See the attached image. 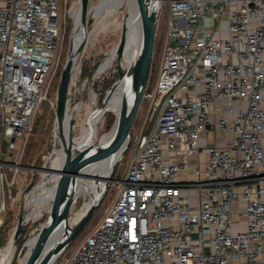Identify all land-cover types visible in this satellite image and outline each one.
Masks as SVG:
<instances>
[{
    "label": "built area",
    "instance_id": "built-area-1",
    "mask_svg": "<svg viewBox=\"0 0 264 264\" xmlns=\"http://www.w3.org/2000/svg\"><path fill=\"white\" fill-rule=\"evenodd\" d=\"M61 4L0 0V216L60 59ZM164 13L150 126L61 264H264V0H157V31Z\"/></svg>",
    "mask_w": 264,
    "mask_h": 264
},
{
    "label": "rangeland",
    "instance_id": "rangeland-1",
    "mask_svg": "<svg viewBox=\"0 0 264 264\" xmlns=\"http://www.w3.org/2000/svg\"><path fill=\"white\" fill-rule=\"evenodd\" d=\"M126 0H85L84 6L78 8L77 17H74V9L77 0H62L60 17L62 19L60 38V59L57 69L52 76L47 97L35 110L32 119V132L23 142L20 150L19 165L21 168L14 176L7 175V182L3 189L4 210L0 216V235L2 245L0 250L7 245L11 235L14 233L19 218L23 220L22 235H26L27 242L37 235L42 226L49 221L50 213L43 211L36 214L34 218L24 221L26 216L36 205L32 202L43 188L54 183L53 175L46 171L50 167L48 160L58 144L55 140L56 113L58 111L57 88L62 65L69 50L72 39L74 18L77 21V35L80 36V44L76 54L73 76L68 86L67 114L74 119L71 129V138L78 136L83 123H87L89 115L102 108L107 102V93L112 89L127 72L126 66L118 61L114 62L103 74H97V69L107 58L119 56L128 58L119 45L121 19L124 14ZM73 3V4H72ZM159 31L155 28L152 46V59L148 82L152 84L157 76V67L160 61L161 51L164 45V22L166 14L162 16ZM90 20L87 27L84 24ZM122 76L120 77V75ZM120 77V78H119ZM140 107L134 118L130 131L129 143L123 157L118 161L112 174V182L101 201L100 206L94 212L91 219L80 232V234L67 247L55 264H61L70 256L72 251L91 230L103 219L105 211L111 205L118 190V184L122 180L130 157L133 154L134 138L143 126L149 128L145 123L148 102L141 101ZM119 111L110 109L104 113V118L99 123L92 145L95 147L101 142L100 138L109 130L114 118ZM76 153L77 168L82 167L83 151L79 148ZM80 163V164H79ZM44 167V168H43ZM25 168H30L25 170ZM43 168V169H42ZM87 195H80L75 202L69 205L68 218L71 220L88 201ZM27 203V204H26ZM32 209V210H31ZM43 215V216H41ZM73 216V217H72ZM43 224V225H42ZM16 250V246H14ZM24 250V251H23ZM34 250L31 249L29 254ZM26 248L18 252L17 259L26 255ZM28 254V255H29Z\"/></svg>",
    "mask_w": 264,
    "mask_h": 264
},
{
    "label": "bare ground",
    "instance_id": "bare-ground-1",
    "mask_svg": "<svg viewBox=\"0 0 264 264\" xmlns=\"http://www.w3.org/2000/svg\"><path fill=\"white\" fill-rule=\"evenodd\" d=\"M126 1L127 2L125 5L128 6H130V4L133 2L132 0ZM154 10L155 8L151 4L144 10L142 14H140L138 19L135 18L133 13H129L127 22L129 31L127 34L126 46L123 51L127 54L128 58L121 56L117 58H107L97 69V74H103L114 62L118 61L128 68L126 75L112 89L108 91L106 104L102 108L92 112L89 115L87 123L82 124L79 131L80 134H78L77 137L71 138L70 136V139H67L66 120L68 116H66V114H64L62 111L58 113L55 127V140L58 144V148H55L52 151V154L48 160L50 167L46 169L47 172L53 175L54 183L51 186L43 188L35 200H33L32 204L36 205V212L33 210L30 214H28V216H26L24 221L34 218L39 212L46 211L51 214L55 207L59 192L65 182H68L66 200H69L72 203L75 202L80 195H87L89 197L88 201L83 204L81 209L74 215V218L69 221H77V219H79L89 208L92 202H95L94 200L98 195L97 193L102 187V184L107 181L108 172L111 169L110 166L115 162L125 137L114 145V148L110 150L111 152L108 153V156L105 160L96 164H89L88 159L94 151V147L92 145L94 135H96L95 132L99 123H103L101 120L104 118V113L110 109L120 112L124 104L130 99L132 95L134 79L130 72L129 61L137 49L138 42H145L148 40L149 35L147 25ZM77 14L78 9L76 4L73 16L77 17ZM77 21L78 20L75 19L73 28V50L78 48L80 44V36L77 35L76 31ZM119 112L115 117L118 116ZM113 131L114 130H112V132L107 136L101 138V142L109 139L111 135H113ZM63 140L68 145V152L64 162V152L62 149H60ZM79 148L84 152L81 168H77L76 164V153L79 151ZM46 230L47 224H44L40 230V233L37 236L35 235V238L29 240L27 244H25V248L27 250L26 255L22 259L17 260L15 264L25 263L29 251L39 245L43 236L45 235ZM14 254L15 248L12 234L7 245L4 247V249L0 250V264H12Z\"/></svg>",
    "mask_w": 264,
    "mask_h": 264
},
{
    "label": "water",
    "instance_id": "water-1",
    "mask_svg": "<svg viewBox=\"0 0 264 264\" xmlns=\"http://www.w3.org/2000/svg\"><path fill=\"white\" fill-rule=\"evenodd\" d=\"M132 4L130 6L125 5L124 14L121 19L120 26V39L119 45L121 50L124 51L127 41V34L129 31V26L127 25L129 13H133L136 19L144 12V10L152 4L155 8V4L157 0H132ZM85 0H78V8H82L84 6ZM148 22V40L143 42L139 41L137 45V49L135 50L133 56L129 61V68L134 79L133 84V92L130 99L124 104L122 109L120 110L118 116L114 118V122L109 128V130L101 137H105L113 131V135L109 139L104 142H99V144L95 147L91 156L88 159L89 164H96L103 160H105L108 156L110 150L114 148V145L119 142L121 139L125 137L123 144L120 147V151L117 155V158L113 164L110 166V170L108 172L107 181L102 184L98 195L95 198V202L89 206V208L84 212V214L77 219V221H69L68 218V210L70 201L66 200V191L68 187V182L62 186L59 195L57 197V201L55 203V207L50 214L49 221L47 224V230L45 235L43 236L39 245L33 248V252L30 253L24 264H55L59 259V256L63 254V252L67 249V247L72 243V241L80 234V232L87 225L89 220L91 219L94 212L98 209L103 200L108 187L112 182V174L114 172V168L118 161L123 157L126 148L129 143L130 131L134 122V118L136 113L142 103V97L144 90L146 88L150 67H151V59H152V46H153V38L155 34V10L152 12ZM75 21V18H74ZM90 23L88 20L84 27H87ZM74 28V26H73ZM72 37H73V29H72ZM79 48V47H78ZM78 48L73 50L72 47V39L71 44L69 46V50L65 57L64 63L61 68L60 77H59V85L57 88V97H58V111L56 113V119L59 112H63L68 116L67 111L68 107L66 105L67 98L66 93L68 86L70 84L72 73L74 70L76 54ZM122 74L120 75V77ZM119 77V78H120ZM74 125V119L67 117L66 120V131H67V139H70L71 129ZM100 138V140H101ZM60 149L64 152L63 162L66 159L68 152V145L62 141V145ZM84 154V152H83ZM84 157V156H83ZM82 161V160H81ZM76 164H78L76 162ZM80 164V163H79ZM43 169V168H42ZM23 220L19 218L17 225L15 227L13 233V241L14 246H16L14 258L12 264H15L17 259L18 252L25 247V239L26 235H22L23 230ZM40 233V232H39ZM38 233V234H39ZM37 234V235H38ZM36 235V236H37ZM35 236V237H36ZM34 237V238H35Z\"/></svg>",
    "mask_w": 264,
    "mask_h": 264
},
{
    "label": "crops",
    "instance_id": "crops-1",
    "mask_svg": "<svg viewBox=\"0 0 264 264\" xmlns=\"http://www.w3.org/2000/svg\"><path fill=\"white\" fill-rule=\"evenodd\" d=\"M199 158H200L201 161L204 160V156L203 155L199 156ZM195 159H196V156L195 155H191V156H189L187 158V162L190 165V169L193 168ZM185 177H186L185 172H181L180 173V178L184 179Z\"/></svg>",
    "mask_w": 264,
    "mask_h": 264
},
{
    "label": "trees",
    "instance_id": "trees-1",
    "mask_svg": "<svg viewBox=\"0 0 264 264\" xmlns=\"http://www.w3.org/2000/svg\"><path fill=\"white\" fill-rule=\"evenodd\" d=\"M77 27H78V25H77ZM1 237H2V236L0 235V246L2 245V242H3V240H2Z\"/></svg>",
    "mask_w": 264,
    "mask_h": 264
}]
</instances>
